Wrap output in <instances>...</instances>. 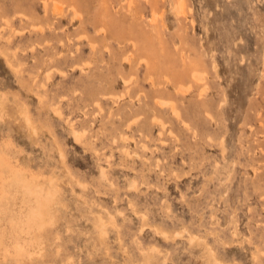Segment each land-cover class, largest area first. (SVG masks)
Segmentation results:
<instances>
[{"label": "rangeland", "instance_id": "rangeland-1", "mask_svg": "<svg viewBox=\"0 0 264 264\" xmlns=\"http://www.w3.org/2000/svg\"><path fill=\"white\" fill-rule=\"evenodd\" d=\"M2 100L0 264H264V0H0Z\"/></svg>", "mask_w": 264, "mask_h": 264}, {"label": "bare ground", "instance_id": "bare-ground-1", "mask_svg": "<svg viewBox=\"0 0 264 264\" xmlns=\"http://www.w3.org/2000/svg\"><path fill=\"white\" fill-rule=\"evenodd\" d=\"M1 99H3V98H1ZM0 103H3V100L0 102ZM4 104H5V102H4ZM3 106V105H2ZM16 108H18V107H16ZM1 109V108H0ZM5 110V109H4ZM20 110H22V109H20ZM19 111V110H18ZM2 112V114H3V110L1 111ZM20 112V111H19ZM17 113V112H16ZM23 113H25V112H23ZM21 115V114H20ZM19 115V116H20ZM22 115H25V114H22ZM17 116H18V114H17ZM1 117H3V116H1ZM7 117V116H6ZM22 117V116H21ZM25 118H26V121L27 122H29L30 120L28 119V116H25ZM5 119H7V118H5ZM4 120V119H3ZM8 120V119H7ZM9 120H10V118H9ZM8 120V121H9ZM4 122V121H3ZM7 122V121H6ZM4 124V123H3ZM2 124V125H3ZM6 124V123H5ZM8 124V123H7ZM31 124V123H30ZM28 125V124H27ZM26 125V126H27ZM4 126V125H3ZM32 126L33 125H31V129H33L32 128ZM30 127V126H29ZM36 129V128H35ZM32 131V130H31ZM29 134V133H28ZM30 134H31V132H30ZM36 134H37V132H36ZM35 134V135H36ZM34 137V136H33ZM5 161V160H4ZM1 162H2V158H0V164H1ZM16 162V161H15ZM12 163H13V161H12ZM17 163V162H16ZM18 166V165H17ZM20 167V166H19ZM17 169H18V167H17ZM24 174V173H23ZM27 174V173H26ZM8 178V177H7ZM15 178H16V175H14L13 177H12V180H11V178L9 177V182L8 181H6L7 183H6V185H4V183L5 182H3V186H4V189H5V195L3 196V197H0V223H1V220H2V218H3V216L4 215H10L9 217H8V219L10 220H12V221H16L17 220V216H15V214H11V213H9L10 212V209H8V204H6V202L8 201V199L9 200H13V198H14V196H15V194L14 193H12L11 191H10V189L9 188H11L12 186H13V181L15 180ZM8 186H9V188H8ZM23 186L27 189V190H31V188L29 187V185L28 184H26V183H24L23 184ZM5 200V201H4ZM34 210V209H33ZM30 213L32 214L33 213V211H30ZM31 214H28V215H26L25 217H22V218H20L21 220H20V223H21V225H20V227H22L23 225H25L26 224V221H23V220H27V219H31V216L33 215H31ZM23 228H25V227H23ZM215 263V262H214ZM219 263V262H218Z\"/></svg>", "mask_w": 264, "mask_h": 264}]
</instances>
